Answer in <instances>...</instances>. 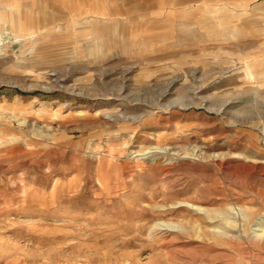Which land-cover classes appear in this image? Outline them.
<instances>
[{"label": "rangeland", "instance_id": "obj_1", "mask_svg": "<svg viewBox=\"0 0 264 264\" xmlns=\"http://www.w3.org/2000/svg\"><path fill=\"white\" fill-rule=\"evenodd\" d=\"M12 5L39 31L0 43V264H264V0Z\"/></svg>", "mask_w": 264, "mask_h": 264}, {"label": "crops", "instance_id": "obj_2", "mask_svg": "<svg viewBox=\"0 0 264 264\" xmlns=\"http://www.w3.org/2000/svg\"><path fill=\"white\" fill-rule=\"evenodd\" d=\"M256 8V7H255ZM1 9H3V12H0V26H5L8 23L14 24L15 29L12 32L5 31L0 34V43H3L4 39L11 40L13 39L16 43H23L28 39H31L32 41L37 38V32L39 30L37 29H31L29 27H22L14 17H18L19 12L17 9V6H2ZM42 16L47 17V15L43 14ZM12 17V19L10 18ZM74 24V22H72ZM45 30V28L43 29ZM100 34L97 35L96 40L97 43L94 45L93 50L95 53L99 54L102 51V44L101 42H104L105 37H107L108 31L105 28H102L99 31ZM108 38V37H107ZM106 38V39H107ZM21 63L23 64H30L34 61L32 60H24L20 59ZM36 61V60H35ZM20 63V62H19Z\"/></svg>", "mask_w": 264, "mask_h": 264}, {"label": "bare ground", "instance_id": "obj_3", "mask_svg": "<svg viewBox=\"0 0 264 264\" xmlns=\"http://www.w3.org/2000/svg\"><path fill=\"white\" fill-rule=\"evenodd\" d=\"M255 68L256 67H254V66H247L246 68H244L242 70L244 73V77L246 79H250V80L251 79H261L262 77L264 78V73L260 74V75H262L261 77H259L258 75L253 73V71H255ZM139 152H142V150H140ZM180 203L184 204V206L186 208L190 207L192 209H200V206H197L194 203H191L189 201L180 202ZM190 228H192V227H190ZM191 232H192L191 230L186 229L183 225L178 224V223L158 222L149 228L148 237L151 240H154L155 238H163L164 239V236L167 237L168 234L180 237V236H186ZM252 233H253L255 238H258L259 240L264 242V217L259 219L255 224H253ZM87 261H88V259H87ZM90 263H91V260H90Z\"/></svg>", "mask_w": 264, "mask_h": 264}]
</instances>
